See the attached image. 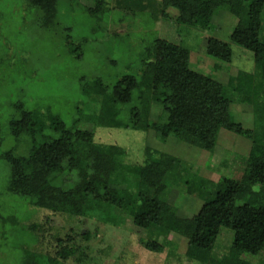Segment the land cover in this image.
I'll return each instance as SVG.
<instances>
[{"label":"rangeland","instance_id":"obj_1","mask_svg":"<svg viewBox=\"0 0 264 264\" xmlns=\"http://www.w3.org/2000/svg\"><path fill=\"white\" fill-rule=\"evenodd\" d=\"M155 8L144 5L131 13L121 8L120 0H56L55 8L45 10L29 0H0V154L12 150L15 156H23L29 150V138L14 137L9 125L21 108L48 112L71 130L93 132L97 143L124 148L129 164H141L148 146L178 158L185 168L183 175L197 176L191 190L183 183L165 187L160 195L165 202L159 225L142 228L121 205L114 210V219L104 222L98 201L86 196L87 172L107 171L106 157L94 154L90 165L82 162L76 172L57 176L56 184L70 189L67 201L80 208L70 212L40 208L10 192V168L0 157V264H23L28 254L59 257L64 246L74 249L66 264H264V248L255 254L236 248L234 233L226 227L220 228L205 260L188 256L195 217L204 202L214 199L227 205L245 175L252 144L264 147V88L258 84L263 75L253 53L230 40L236 19L226 7H218L204 28L177 23L175 7ZM261 16L259 38L264 43V7ZM213 39L230 44V62L214 57ZM154 41L153 57L159 59L165 58L171 42L187 47L190 68L231 91L230 115L251 134L221 129L216 146L208 151L174 136L160 140L152 127L103 126L110 95L90 97L83 86L91 88L97 80L111 89L125 75L139 77L145 49ZM239 72L251 74L250 101L230 81ZM135 94L120 107L122 122H128L129 108L137 105ZM150 110L152 124L161 113L160 106L152 103ZM42 135L58 137L48 126ZM107 183L101 187L104 196L127 190L131 200L136 198V182L129 181L127 186ZM253 189L256 199L264 201V190ZM146 240L157 242L162 250L145 248Z\"/></svg>","mask_w":264,"mask_h":264},{"label":"trees","instance_id":"obj_2","mask_svg":"<svg viewBox=\"0 0 264 264\" xmlns=\"http://www.w3.org/2000/svg\"><path fill=\"white\" fill-rule=\"evenodd\" d=\"M253 1H256V6H252ZM29 2L45 10L55 8L56 4V0ZM144 5L151 9L161 5L175 7L178 10L177 23L199 28L210 25L218 7H226L236 19L230 40L253 53L254 62L260 75H263V78L259 77L258 84L264 88V43L259 38L264 0H120L121 8L131 13L144 8ZM157 10L156 7L154 11ZM213 41L214 57L230 62V44L220 39ZM152 43L145 49L147 53L143 57L139 77L125 75L111 89L97 80L91 88L83 86L84 93L90 94V97L105 93L110 95L103 126L134 130L152 127L160 140L174 136L208 151L216 146L221 129L244 136L251 134L230 115L228 105L232 99L231 91L219 81L190 68V50L187 47L171 42L165 58L159 59L153 57L156 41ZM251 78V74L239 72L230 80L234 90L248 101L252 97ZM134 93L137 105L129 108L128 122H122L119 119L120 107L129 104ZM152 103L160 106L161 113L151 124L148 114ZM19 109V117L10 121V130L14 137L26 135L29 138V150L23 156H15L12 150H7L0 157L10 168L7 189L40 208L69 212L78 208L67 201L70 189L57 185L56 179L60 174L76 172L82 162L90 165L94 154L108 158L109 169L87 172L85 194L98 201L99 210L105 213L104 222L114 219V210L121 205L135 225L142 228L159 225L165 202L160 196L163 189L183 183L191 190L193 184L197 183V176L192 172L183 175L185 168L181 167L178 158L164 152L147 146L144 148L143 162L129 164L125 160L124 148L95 142L93 132L71 130L48 112ZM46 126L57 132L58 137L43 136ZM39 135L42 136L41 140L38 139ZM129 181L136 182L138 186L134 200L129 198L127 188L109 197L101 193V187L107 182L120 186ZM254 186L264 190V147L256 142L250 149L245 175L227 205L209 199L196 215L195 235L189 241L190 258L205 260L222 227L233 231L236 248L251 254L264 248V201L256 199ZM143 244L151 251L162 250V246L153 240L143 241ZM73 253V248L64 246L59 251V257L28 254L23 264H66V259Z\"/></svg>","mask_w":264,"mask_h":264}]
</instances>
